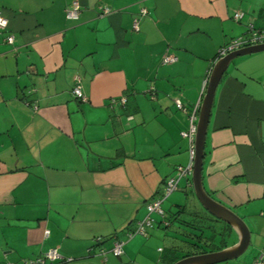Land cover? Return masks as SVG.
<instances>
[{
  "label": "crops",
  "instance_id": "0c3cea01",
  "mask_svg": "<svg viewBox=\"0 0 264 264\" xmlns=\"http://www.w3.org/2000/svg\"><path fill=\"white\" fill-rule=\"evenodd\" d=\"M72 1L0 0V264L49 249L54 264H168L171 251L155 261L147 246L160 224L145 236L127 231L190 162L189 113L229 53L220 50L249 36V24L264 33V0H77L70 20ZM78 76L83 101L72 93ZM124 95V107L111 104ZM204 151V189L250 231L243 256L218 264H253L264 255V50L229 62ZM225 231L227 246L237 242Z\"/></svg>",
  "mask_w": 264,
  "mask_h": 264
},
{
  "label": "water",
  "instance_id": "95a60500",
  "mask_svg": "<svg viewBox=\"0 0 264 264\" xmlns=\"http://www.w3.org/2000/svg\"><path fill=\"white\" fill-rule=\"evenodd\" d=\"M262 50H264V42L251 44L225 54L214 63L207 80L205 93L199 106L196 120V131L194 135L195 155L193 157V169L191 174L194 194L201 206L210 215L225 222L234 230L237 234L238 240L230 246H226L215 251L182 257L172 264H218L239 257L245 252L250 243V231L246 223L231 209L212 198L204 189L202 168L211 106L217 84L222 74L233 58Z\"/></svg>",
  "mask_w": 264,
  "mask_h": 264
},
{
  "label": "built area",
  "instance_id": "2783aa9c",
  "mask_svg": "<svg viewBox=\"0 0 264 264\" xmlns=\"http://www.w3.org/2000/svg\"><path fill=\"white\" fill-rule=\"evenodd\" d=\"M100 10H101V14H108L111 11V9L106 6H101ZM141 13L146 14L147 11L145 9H142ZM79 14H80V4L77 0H74L66 8V17L70 20H76L78 19ZM241 17H242V14L240 12H237L234 14L235 20H240ZM134 23H135L134 28L137 29L136 20ZM7 29H8V20L5 16H3L0 13V31L7 30ZM248 31H249V36L238 37V38L232 39L227 46H225L224 48L220 50V54H225L227 52L238 49L242 46H248V45L254 44L259 41H264V33L255 29L252 24L248 25ZM7 41L10 43L13 41L12 34H9L7 36ZM176 59L177 58L175 56L167 55L164 57V62L170 63V62H174ZM72 93L79 100L83 101L86 99L80 89V77L79 76L76 77L75 79V83L72 88ZM126 103H127V97L125 95L120 96L119 98L113 99L111 101V104L123 106V107L126 105ZM176 107L178 109L185 111V108L180 100H176ZM32 108H36V106L33 105ZM197 115H198V112L196 109H194L192 112L189 113L190 127L187 132L183 133L184 135L189 136L190 142H191L190 150H189L190 162L185 166L179 167L176 173L167 179L161 194L157 198H154L146 203L147 213L145 217L142 220L138 221L134 228L127 231L128 238H131L132 236H135V235H143V236L147 235V228L153 226V222H154V219L152 217L153 213L159 214L160 217L162 218L161 222H164L165 225H169L168 220H163L165 218V213L161 205L163 201L165 200V198H167L172 192L180 189V182L183 179L185 180L186 186L191 185L190 176L192 174L193 157L195 155L194 135L196 131ZM46 233H48V231H46ZM123 245H124L123 240H118V239L114 240L112 247H111L112 253L115 256H120L123 253ZM101 251L104 252V249H102ZM59 258H60V255L56 249H49L42 256H39L33 260L26 261V264H54V262L58 260ZM253 264H264V255L261 254L260 256H258L255 259Z\"/></svg>",
  "mask_w": 264,
  "mask_h": 264
},
{
  "label": "rangeland",
  "instance_id": "374dc122",
  "mask_svg": "<svg viewBox=\"0 0 264 264\" xmlns=\"http://www.w3.org/2000/svg\"><path fill=\"white\" fill-rule=\"evenodd\" d=\"M185 186L186 183L183 179L180 182V189L172 192L167 198H165L161 205L165 213V218L163 220L170 221V225H165L164 222H160L159 220L162 218L159 214H152L154 219V228H156L157 224L161 225V227H157L158 229L156 228L158 230L159 236L156 234L153 235V233H151L152 236L150 235L146 239L148 240L151 238L150 242H148L150 245L147 246L150 248L149 253H153L155 255V261L161 254L165 255L169 251L171 243L173 242V240L165 237V235L163 236L164 231L168 230L169 232H172L175 231V229H179L180 231L187 229L191 230V227L188 224L184 225L183 222H180L179 220L187 221L190 224H195V226H204L209 224H216L217 227L219 226L217 225L218 222H212L211 219L204 213L205 209L201 206L196 196L193 194L194 191L186 188ZM204 230L206 235L210 233L207 228H204ZM167 235H169V233ZM227 240L230 241L228 238ZM158 246L163 249V252L160 253L155 250Z\"/></svg>",
  "mask_w": 264,
  "mask_h": 264
},
{
  "label": "trees",
  "instance_id": "16d2710c",
  "mask_svg": "<svg viewBox=\"0 0 264 264\" xmlns=\"http://www.w3.org/2000/svg\"><path fill=\"white\" fill-rule=\"evenodd\" d=\"M191 190L193 191V189ZM204 213L211 219L212 222H219L223 226L217 229L214 224L195 226V224H190L187 221L179 220L180 222L188 224L191 227V230L187 229L183 231H176L178 236L173 238V242L171 243V246L169 248V251H171L173 256L168 259V264H172L178 259L189 255L215 251L229 244V241L227 240L229 233H226L225 230L226 228L227 230H229L230 226L225 222L216 219L206 210H204ZM204 228H207L210 233L206 235Z\"/></svg>",
  "mask_w": 264,
  "mask_h": 264
}]
</instances>
